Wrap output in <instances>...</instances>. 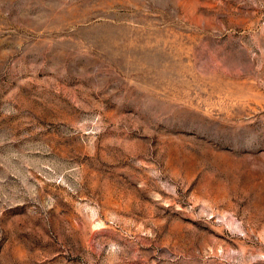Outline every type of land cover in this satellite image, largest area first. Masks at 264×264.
<instances>
[{"label":"rangeland","instance_id":"374dc122","mask_svg":"<svg viewBox=\"0 0 264 264\" xmlns=\"http://www.w3.org/2000/svg\"><path fill=\"white\" fill-rule=\"evenodd\" d=\"M0 264H264V0H0Z\"/></svg>","mask_w":264,"mask_h":264}]
</instances>
